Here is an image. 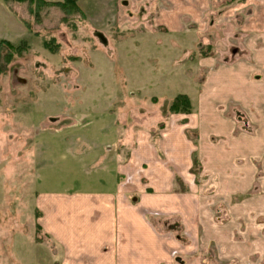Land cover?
Returning <instances> with one entry per match:
<instances>
[{
  "label": "crops",
  "instance_id": "crops-1",
  "mask_svg": "<svg viewBox=\"0 0 264 264\" xmlns=\"http://www.w3.org/2000/svg\"><path fill=\"white\" fill-rule=\"evenodd\" d=\"M146 7L168 55L198 49L185 66L201 75L180 78L190 110L131 135L111 122L104 156L85 157L103 159L102 188L34 191L23 264H264V0Z\"/></svg>",
  "mask_w": 264,
  "mask_h": 264
},
{
  "label": "rangeland",
  "instance_id": "rangeland-1",
  "mask_svg": "<svg viewBox=\"0 0 264 264\" xmlns=\"http://www.w3.org/2000/svg\"><path fill=\"white\" fill-rule=\"evenodd\" d=\"M97 1L80 0L82 17L63 20L57 6L34 19L26 3L10 1L8 8L0 0V39L29 45L0 74V264H23L25 240L40 233L34 191L102 188L103 159L93 165L85 157L104 156L106 127L117 121L118 131L131 135L166 121L170 98L188 92L180 78L201 75L185 66L187 56L196 60V46L189 55L178 47L168 55L164 31L146 30V0ZM42 38L54 39L55 52ZM205 47L201 54L212 49Z\"/></svg>",
  "mask_w": 264,
  "mask_h": 264
},
{
  "label": "trees",
  "instance_id": "trees-1",
  "mask_svg": "<svg viewBox=\"0 0 264 264\" xmlns=\"http://www.w3.org/2000/svg\"><path fill=\"white\" fill-rule=\"evenodd\" d=\"M10 1L17 2V3H26L28 12L34 15V19L38 18L39 11H42L43 7L47 6H57L59 7L64 15L63 20H67V16H72L74 14L79 13L81 15V10L78 6V0H3L4 4L9 8ZM82 17V15H81ZM19 18V16H17ZM23 22V24L31 30V26L22 19H19ZM73 25V24H72ZM32 31V30H31ZM42 46L50 52H55L57 48V43L54 41L53 38L41 39ZM29 47L27 41L22 39L18 44H12L11 42L0 39V74L4 72L7 63H9L13 57L16 55H21L24 50H27ZM190 101L189 98L182 93L175 94L167 107V111L174 113H187L190 110ZM196 163V160H194ZM38 227V226H37Z\"/></svg>",
  "mask_w": 264,
  "mask_h": 264
}]
</instances>
